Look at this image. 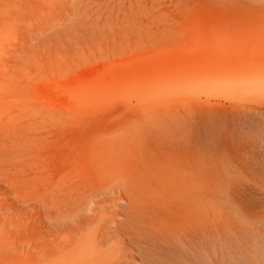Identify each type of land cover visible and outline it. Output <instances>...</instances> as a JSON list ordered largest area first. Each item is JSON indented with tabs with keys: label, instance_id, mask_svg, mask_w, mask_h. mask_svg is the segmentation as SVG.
<instances>
[{
	"label": "rangeland",
	"instance_id": "374dc122",
	"mask_svg": "<svg viewBox=\"0 0 264 264\" xmlns=\"http://www.w3.org/2000/svg\"><path fill=\"white\" fill-rule=\"evenodd\" d=\"M148 122L190 123L205 169L225 150L242 169L264 161V0H0V264H47L32 196L49 151L132 145ZM180 136L157 149L182 165ZM29 177L32 191L16 193ZM185 237L170 231L141 253L128 244V261L187 264Z\"/></svg>",
	"mask_w": 264,
	"mask_h": 264
},
{
	"label": "bare ground",
	"instance_id": "6f19581e",
	"mask_svg": "<svg viewBox=\"0 0 264 264\" xmlns=\"http://www.w3.org/2000/svg\"><path fill=\"white\" fill-rule=\"evenodd\" d=\"M193 128L182 122L149 123L132 145L116 146L107 139L82 151L62 143L57 152L49 151L38 163L45 170L37 175L42 193L32 196L46 219V263L133 264L128 259L136 254L128 244L141 253L144 244L156 246L157 239L180 230L186 236L187 264H264L259 250L264 211L258 209V199L264 200V161L251 159L242 169L225 150L220 169H205L199 156L203 137L197 129V138ZM180 135L190 140L182 165L157 149L158 142L169 144ZM41 142L36 145L44 148ZM35 180L27 178L13 189L22 194ZM179 239L185 243L184 236ZM178 260L165 256L152 264ZM139 264H148L146 257Z\"/></svg>",
	"mask_w": 264,
	"mask_h": 264
}]
</instances>
